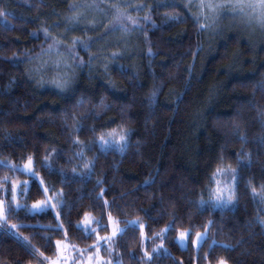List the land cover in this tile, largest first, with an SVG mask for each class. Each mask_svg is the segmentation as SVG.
<instances>
[{
    "label": "trees",
    "instance_id": "1",
    "mask_svg": "<svg viewBox=\"0 0 264 264\" xmlns=\"http://www.w3.org/2000/svg\"><path fill=\"white\" fill-rule=\"evenodd\" d=\"M82 2L0 0V10L9 13L6 20L0 17V160L21 163L22 158L32 155L45 183L57 191L63 189L67 204L75 206L69 213L74 222L80 220L81 212L101 217V210L93 207V194L99 192L97 179H103L104 188L110 189V195L105 193L109 202L116 201L112 215L121 221L139 218L145 223L147 236L153 237L179 217L177 231L163 240L170 255L153 253V264H205L194 248L182 250L175 241L180 231L190 227L202 232L208 220L215 223L209 228L210 238L201 256L208 254L211 264L217 256L228 259L229 264H264V226L257 222L258 217L264 218V211H260L264 205L252 199L244 184L238 190L235 211L201 214L190 203L198 200L201 192L207 198L208 175L221 153L234 167L236 152L243 149L249 153L251 167L242 168L241 175L244 181L251 178L256 185L264 183V90L259 87L264 83L263 33L252 34L244 26L231 25L230 16L219 20L218 32L200 31L184 7L186 0H128L134 6H147L140 11L126 9L138 21L137 25L129 24V31L105 32L101 22L107 25L111 15L97 11L83 13L84 22L73 27L66 19L75 14L69 5ZM119 2L123 5L124 0ZM177 15L180 22L171 19ZM145 16L150 19L145 20ZM89 21H95L98 30H93ZM43 28L61 38L91 37V50L100 57L91 67L76 70L77 92L91 97V103L70 109V113L86 125L107 123L115 127L123 119L132 130L125 155L110 152L101 156L88 182L72 179V168L79 171L82 164L74 159L77 148L65 124L68 99L50 85L39 87L25 71L32 67L25 52L34 56L41 47L47 48ZM198 47L202 51L198 52ZM114 53L115 60L111 59ZM80 55L87 60L82 50ZM189 83L190 91L186 92ZM181 93H186L183 102L177 103ZM102 97L111 110L94 121L89 115L92 104ZM67 123H72L71 115ZM239 135L247 142L242 143ZM51 149L61 153L51 162L55 169L64 170L67 183H61L63 178L57 172L49 174L40 163ZM97 154L96 150L88 151L87 157ZM4 176L30 179L0 168V178ZM148 180L151 185L142 187ZM37 199L43 196L33 195L28 203ZM67 211L61 212V219L68 239L84 247L94 243L73 234L64 219ZM12 224L54 225L55 220L51 213L33 217L21 212L9 220V226ZM13 231L17 235L0 225V264H40L41 258L33 257L25 246V237L47 257H54L55 249L44 237L64 239L39 227ZM140 236L139 231L130 229L123 239L117 238L111 256L114 264L117 260L143 264ZM212 240L227 243L232 250L213 246L214 253H209Z\"/></svg>",
    "mask_w": 264,
    "mask_h": 264
},
{
    "label": "snow or ice",
    "instance_id": "2",
    "mask_svg": "<svg viewBox=\"0 0 264 264\" xmlns=\"http://www.w3.org/2000/svg\"><path fill=\"white\" fill-rule=\"evenodd\" d=\"M69 7L75 14L66 19L73 27L84 22L86 17L83 13L85 12L97 11L106 16L110 14L111 19L108 24L104 25L101 22V27H104L105 32L111 33L117 30L129 31V24H138V21L126 11L128 7H136V10L140 11L147 6H134L128 3V0H124L123 5L119 0H90V2L89 0H84L82 3H72ZM184 7L191 13L192 22L200 31L218 32L217 24L225 16L239 18L248 24L255 23L264 29V0H186ZM8 15V12L0 10V17L6 20ZM144 19L149 20L150 16H145ZM171 19L180 22L181 17L177 15ZM89 24L93 30H98L95 21H89ZM68 31H71V29H66V32ZM84 31L87 32L88 28H85ZM42 32L44 40L49 41L47 48L41 47L40 53L34 56L30 55L27 51L25 52L27 62L32 64V67L27 68L25 71L28 77L34 80L39 87L50 85L68 99V107L64 110L65 124L70 129L69 134L72 137V144L77 148L74 153V159L80 161L82 164V168L79 171L76 167L72 168V179L88 182L95 175L96 162L101 156H107L110 152H117L122 157L125 155L129 147L132 130L127 127L123 119L115 127H111L107 123L86 125L84 120L78 118L74 113H70V109L83 108L91 103V97L85 93L78 94L77 92L76 70L85 66L91 67L94 59H100V57L91 50L93 43L91 37L85 39L81 36L69 37L65 35L61 38L53 35L48 28H43ZM33 35H37V33H33ZM81 50L87 56V60H85L84 56L80 55ZM197 51H202V48L198 47ZM149 54H152L151 49H149ZM44 57H48V59ZM111 59H117V54L114 53ZM105 70L107 71L106 64ZM259 87L261 90H264V83L260 84ZM187 91H190V83L186 88ZM185 94L181 93L177 97V103L183 102L182 97ZM155 96L156 93H153V101L155 100ZM110 110L111 105L106 104L105 98L102 97L98 103L92 104V111L89 115L94 121H99L102 119V113L106 114ZM69 115H71L72 121L70 124L67 123ZM82 135L86 139H81ZM238 138L242 143L247 142L246 137L243 135H239ZM93 150H96L98 154L89 159L87 152ZM59 155L61 153H58L56 149H51L40 163L48 170L49 174L57 172L63 178L60 181L61 183H67V174L64 170L62 168L55 169L51 162L53 156L58 157ZM71 159L69 162H71ZM234 160L235 167L222 153L217 156L215 165L208 175V185L206 186L207 198L205 199V192H201L198 200L190 201V203L195 204L201 214L208 210L212 212L219 210L221 213L235 211L239 205L238 190L241 184H244L246 189L250 191L254 201H258L260 205H264V183L256 185L251 178L244 181V177L241 175L242 168L251 167L250 154L241 149L234 154ZM0 168L30 178L23 181L15 176L0 178V225H3L7 232L12 235H17L13 231L14 229L39 227L46 231L50 230L54 234L63 235L64 237L63 240L55 241H53L51 236L44 237L48 246L55 249L54 258L44 256L42 252H39L38 249L31 245L26 237L23 238L25 246L30 250L31 255L42 258L40 264H112L111 259L106 260L101 255V249L111 257L114 251L113 246L117 243V238L123 239L129 234L130 229H135L141 233L143 264H153L152 254L158 255L161 250L164 254L170 255L167 248H164L162 244L153 247L151 253L147 250L144 242L147 241L148 237L143 233L145 225L141 220L124 219L121 221L112 216V211L116 208V201L113 199L110 203L106 198V191L109 195L111 192L110 189L106 190L104 188L105 181L103 179L96 180L99 192L93 194V207L101 210V217L97 219L90 212H81L79 214L80 220L74 222L69 219V213L75 206L67 204L63 189L57 191L54 185H47L45 183V180L35 167L32 155L22 158L21 163L0 160ZM151 183V180L145 181L142 187H148ZM50 192L53 194L50 195ZM33 195L43 196V199H37L30 204L28 201L32 199ZM64 209L69 210L64 213V219L68 220L69 227L73 229V234H79L81 240H93L94 243L81 248L79 245L68 241V229L65 228L64 220L61 219V212ZM260 211H264V208H261ZM21 212L33 217L51 213L55 224H12L9 226V220L13 216L18 217ZM179 220V217H174L173 221L161 232L155 233L152 239L164 240L167 238L168 233L176 232V225ZM257 222L261 226H264V218L258 217ZM121 223L125 227H120ZM214 223L213 220H208L203 225L204 230L202 232L197 231L195 227L180 231L175 242L182 250L189 247L194 248L197 256L205 264H211L209 255L203 254L201 256V253L204 244L210 238L209 228ZM101 232L108 234L101 235ZM213 246L232 250L231 245L212 240V244L209 245V253H214L215 248ZM117 264H122V262L117 260ZM215 264H229V261L224 257L217 256L215 257Z\"/></svg>",
    "mask_w": 264,
    "mask_h": 264
},
{
    "label": "rangeland",
    "instance_id": "3",
    "mask_svg": "<svg viewBox=\"0 0 264 264\" xmlns=\"http://www.w3.org/2000/svg\"><path fill=\"white\" fill-rule=\"evenodd\" d=\"M229 19V22L231 25H241V26H244L246 27L252 34H255V33H258L257 31H260L261 33H263V36H264V29H262L259 25L253 23L254 25H251L246 22H244L243 20L239 19V18H234L232 16L228 17ZM26 180H29V179H26ZM92 214V213H91ZM93 215V214H92ZM95 218H97L95 215H93ZM113 216V215H112ZM115 219L119 220L117 217L113 216ZM136 219H139V218H132V219H128V220H136ZM140 220V219H139ZM142 221V220H141ZM143 222V221H142ZM143 224L145 225V223L143 222ZM120 227H125V225L123 223H121L119 225ZM143 233L147 236L146 234V230H145V227L143 229ZM101 235H106L108 233H105V232H101L100 233ZM179 234V233H178ZM148 239L146 242H144V246L147 247V250L151 253L152 251V248L157 246V245H160L162 244L164 248H166L163 244V240H160V239H156V240H153L152 237L150 236H147ZM178 237V235H177ZM60 240H63V239H60ZM69 242H71L72 244H76V245H79L77 243H75L74 241H71L70 239H68ZM140 245H142V241H141V236H140ZM79 247L81 248H84V246H81L79 245ZM159 253H164L162 250L159 252ZM101 255H103V252H102V249H101ZM50 258H54V257H50ZM104 258L107 260V259H111L112 260V264L115 263L114 259L112 257H109V256H104ZM42 259V258H41Z\"/></svg>",
    "mask_w": 264,
    "mask_h": 264
}]
</instances>
